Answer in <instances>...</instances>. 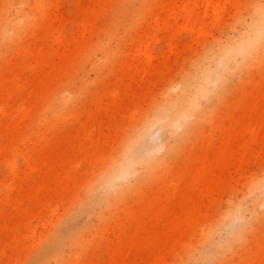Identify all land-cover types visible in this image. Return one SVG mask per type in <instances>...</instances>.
Listing matches in <instances>:
<instances>
[{
	"label": "rangeland",
	"instance_id": "rangeland-1",
	"mask_svg": "<svg viewBox=\"0 0 264 264\" xmlns=\"http://www.w3.org/2000/svg\"><path fill=\"white\" fill-rule=\"evenodd\" d=\"M165 1L0 0V14L18 15L9 41L0 23V264H264V53L248 65L252 53L228 47L264 0H192L191 17L170 14V34L154 22L176 0ZM211 70L208 96L191 93L197 113L213 109L202 129L186 135L197 115L156 124L152 154L118 182L125 193L93 197L144 116L177 110ZM216 165L222 176L204 178Z\"/></svg>",
	"mask_w": 264,
	"mask_h": 264
},
{
	"label": "bare ground",
	"instance_id": "bare-ground-1",
	"mask_svg": "<svg viewBox=\"0 0 264 264\" xmlns=\"http://www.w3.org/2000/svg\"><path fill=\"white\" fill-rule=\"evenodd\" d=\"M181 1L182 0L174 1V3H172L170 6H167V7L164 6L160 13L155 14L154 22H155V24H157V26L159 25V28L162 30V32L164 34H170V32L172 30L171 29L172 25H171V21H170V16H171L170 14L174 15L175 17H178L179 15L182 14L186 18H189L193 15L194 11L191 9L192 8V0H186V4L183 6L184 8L180 5ZM197 1H201L203 3V5L205 6V8L207 9L210 4L215 3L218 0H197ZM163 3H166V1L163 0ZM253 5H254V9H255V14L251 18L249 26L244 30V32H242L241 34L238 35L239 37L237 40H235L232 44L231 43L228 44V47H230V48L235 47V53L240 58H244V57L248 56L250 53H252L250 55L251 60L248 61V65H254V64L256 65V63L259 61L260 58H262V54L264 53V42L262 41L263 38H261V36L259 34L261 29H262V26H264V3H254ZM190 9H191V11H190ZM170 10H171V12H170ZM220 11L224 12L225 10L223 7L217 6L214 14L216 16H221ZM171 17H173V16H171ZM51 22H52L51 17L47 11L46 13H44V28H49L46 25L52 24ZM85 22H86V20H84V23ZM0 23L2 25V32H1L2 38H4L5 40H8V41L11 40L12 34L9 31V29H10L9 23L12 25L17 24V26H18V15L15 18L8 20L2 14H0ZM42 28H43V26H42ZM144 28H146V27H144ZM154 29L158 30L156 28H154ZM192 29L199 36H201V34L203 33L204 25L202 22H200L199 25L197 26V28H195L193 26ZM156 32H158V31H156ZM154 34L155 33L152 30H150V28L148 26L147 29H145V33L142 36V40H138V41L134 42L133 47H134L135 51L139 52L143 41L146 40V38L147 39L150 38ZM167 42H168L167 44L169 46H171L172 40L168 39ZM257 43H258V46H256ZM151 47H152V44L147 43V46H146L145 51H144V54L147 58L144 60L145 61L144 65H147L149 62L148 57L150 56L149 53L152 49ZM139 55H141V52H139ZM137 58L138 57H136V56H133L131 58L130 65H129L131 68L132 67L139 68L141 66V63L140 62L138 63V61H136ZM207 74H208V77H206L202 81L203 86L200 85V82L197 85H196V82H192L190 84V86H187L182 90L184 95H185V100L179 106V108L177 110H170L166 107L160 106V107L154 108L152 112L147 113L144 116V120L142 121V123L140 124V126L138 128V131L136 134L137 137L134 140H131L129 142V145L132 144L133 142H135V144H136L134 151H133V156L135 157V163L144 160L148 155L152 154V152H151L152 150L147 148L145 145V132L152 129L156 124H158V123H160L166 119H169L170 125L172 127H178V126L184 124V122H186L190 117L197 115V117H198L197 121L194 122L193 124L188 125V130L186 132V135H187V137H189L193 133H195L196 130L198 131V129H202V128H200L201 125L204 124V122L206 120H208V118H210L211 113L213 111L211 105L209 104V107L205 108L200 113H197V110L200 106L198 98L207 97L209 92L212 89V84H213L212 83L213 81L211 79L212 70L207 71ZM1 87H2V89L4 88V86L0 85V88ZM195 87L197 88L198 98L195 97V99H193V98H191V93L193 90H195ZM186 135H185V137H186ZM180 142H181V140H180ZM180 142L178 144L183 143V142H181V143ZM221 157L223 160H227L228 159V153L226 151L223 152L221 154ZM135 163L131 167L130 174L134 171ZM166 163H168V159H166V158H162L160 160H155L154 162H152L148 166L147 172H149V170H150V173H152L156 168H158L160 166V164H166ZM222 173H223L222 169L219 167V165L212 166V167L208 166L203 170L204 178L210 179V180L213 179L216 181L220 176H222ZM113 185L116 188L118 187V190H120L119 192L125 193V190H124L125 188L120 186L118 183H115ZM101 186H103L102 179H101V181L98 182V185L95 186V188H94L95 194H93V197L96 195V193L99 192ZM237 218H239L238 215L235 219H237ZM61 236L62 235H60L59 238L57 237V239L55 240V243L51 244V246H49V248L47 249V254H53L60 248L62 240H63V237L60 238Z\"/></svg>",
	"mask_w": 264,
	"mask_h": 264
},
{
	"label": "clouds",
	"instance_id": "clouds-1",
	"mask_svg": "<svg viewBox=\"0 0 264 264\" xmlns=\"http://www.w3.org/2000/svg\"><path fill=\"white\" fill-rule=\"evenodd\" d=\"M259 34L261 38H264V26H262ZM135 146V142L127 146L120 160L113 166L111 172L107 176L102 177L104 186H110L127 178L131 172L132 165L135 163V157L133 156Z\"/></svg>",
	"mask_w": 264,
	"mask_h": 264
}]
</instances>
